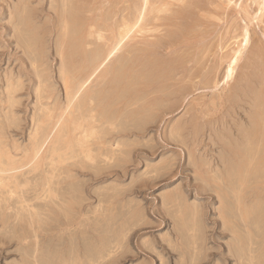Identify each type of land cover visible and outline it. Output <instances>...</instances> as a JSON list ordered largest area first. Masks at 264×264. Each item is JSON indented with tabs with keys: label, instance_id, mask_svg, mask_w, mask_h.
Segmentation results:
<instances>
[{
	"label": "rangeland",
	"instance_id": "obj_1",
	"mask_svg": "<svg viewBox=\"0 0 264 264\" xmlns=\"http://www.w3.org/2000/svg\"><path fill=\"white\" fill-rule=\"evenodd\" d=\"M262 3L0 0V264H264Z\"/></svg>",
	"mask_w": 264,
	"mask_h": 264
},
{
	"label": "bare ground",
	"instance_id": "obj_2",
	"mask_svg": "<svg viewBox=\"0 0 264 264\" xmlns=\"http://www.w3.org/2000/svg\"><path fill=\"white\" fill-rule=\"evenodd\" d=\"M20 1V0H19ZM258 1V0H257ZM260 1V0H259ZM263 3H264V0H263ZM263 3L261 4L262 6H263ZM16 7V6H15ZM73 7V6H72ZM261 7V6H260ZM18 15V14H17ZM67 15V14H66ZM18 17V16H17ZM62 19V18H61ZM71 19V18H70ZM68 21V20H67ZM73 22V21H72ZM77 22V21H76ZM75 23V22H74ZM68 24V23H67ZM36 28V27H35ZM180 28V27H179ZM22 29V28H21ZM170 30H172V29H170ZM29 31V30H28ZM31 31V30H30ZM71 36V35H70ZM125 36V35H124ZM126 36H127V34H126ZM125 36V37H126ZM125 37H124V39H125ZM128 37V36H127ZM129 37H130V35H129ZM133 37V36H132ZM123 38V37H122ZM121 39V38H120ZM249 41H250V33H249V31L247 30L246 32H245V43L246 44H248L249 43ZM119 43L120 42H122V41H118ZM130 42V41H129ZM119 43H117V44H119ZM160 43V42H159ZM89 44V43H88ZM92 44V43H91ZM116 45V44H115ZM121 45V44H120ZM119 45V46H120ZM155 45V44H154ZM88 46V45H87ZM119 46L117 47L118 49H119ZM245 47H246V45H245ZM34 48V47H33ZM87 48V47H86ZM140 48V47H139ZM95 49V48H94ZM103 49V48H102ZM101 49V50H102ZM155 49V48H154ZM136 51H137V49H135ZM139 50V49H138ZM140 50H141V48H140ZM135 51V52H136ZM77 52V51H76ZM88 52V51H87ZM110 52H117V54H118V52H120V51H114V50H112V51H110ZM108 53V60H110L111 61V59H110V57H112V55H113V58H114V53ZM132 52V51H131ZM105 53H106V50H105ZM141 53V52H140ZM93 54V53H92ZM102 54V53H101ZM116 54V53H115ZM138 54V53H137ZM88 55H90V54H88ZM242 55H243V49L242 48H239V50L238 51H236L235 52V54L233 55V57L230 59V62H229V64H228V66H227V68H226V73H225V80H224V83L227 85L230 81H232L233 79H234V77H235V74H236V68H237V65H238V63H239V61H240V59H241V57H242ZM93 56V55H92ZM99 56H100V54H99ZM127 56H129V55H127ZM126 56V57H127ZM97 57V56H96ZM96 57H95V59H96ZM115 57H116V55H115ZM98 58V57H97ZM106 58V57H105ZM112 58V59H113ZM123 58V57H122ZM130 59V58H129ZM107 60V59H106ZM106 60H104L105 62V65H106V63H107V61ZM125 60V59H124ZM124 60H123V64H124ZM149 60V59H148ZM92 61H93V59H92ZM138 61V60H137ZM154 61V60H153ZM122 62V61H121ZM151 62V61H150ZM234 62V63H233ZM104 63H102V65L104 64ZM128 63V62H127ZM101 64V63H100ZM130 64V63H129ZM91 65V64H90ZM120 65H122V64H120ZM119 65V66H120ZM125 65V64H124ZM124 65L122 66V69H123V67H124ZM127 65V64H126ZM81 66V65H80ZM117 67V72H119L120 73V70L122 71V69L120 68V67ZM142 66V65H141ZM97 67V66H96ZM99 67H100V65H99ZM138 67H140V66H138ZM76 68V67H75ZM93 68V67H92ZM80 69V68H79ZM115 69V68H114ZM229 69H231V72H229ZM98 71H99V69H98ZM130 71H131V69H130ZM144 71V70H143ZM142 71V72H143ZM147 71V70H146ZM129 72V71H128ZM162 72V71H161ZM95 73H97V72H95ZM107 73V72H106ZM118 73V75L120 76V74ZM130 73V72H129ZM152 73V72H151ZM150 73V74H151ZM158 73V72H157ZM160 74V73H159ZM104 75V74H103ZM156 75H158V74H155V76ZM76 76V75H75ZM80 76V75H79ZM125 76V75H124ZM148 76V75H147ZM122 77V76H121ZM64 78V77H63ZM102 78V77H101ZM116 78V77H115ZM130 78V77H129ZM139 78V77H138ZM152 78V77H151ZM67 79V78H66ZM74 79V78H73ZM145 79H146V77H145ZM154 79V78H153ZM107 80V79H106ZM103 81H104V79H103ZM154 81V80H153ZM87 82H88V80H87ZM112 82V81H111ZM125 82V81H124ZM145 82V81H144ZM150 81H148L147 83H149ZM159 82V81H158ZM167 82V81H166ZM170 82V81H169ZM146 83V82H145ZM146 83V84H147ZM151 83V82H150ZM86 84V83H85ZM116 84V83H115ZM140 84V83H139ZM102 85H104V84H102ZM133 85H135V84H133ZM143 85H144V83H143ZM47 86H49V85H47ZM85 86V85H84ZM83 86V87H84ZM138 86V85H137ZM126 87V86H125ZM125 87H124V89L123 90H125ZM92 88V87H91ZM127 88V87H126ZM130 88V87H129ZM133 88V87H132ZM172 88V87H171ZM82 89V88H81ZM115 89V88H114ZM112 90V89H111ZM127 90V89H126ZM159 90V89H158ZM92 91V90H91ZM109 93H110V91H108ZM112 92H114V91H112ZM157 92V91H156ZM165 92V91H164ZM178 93V92H177ZM79 94V93H78ZM77 94V95H78ZM129 94V93H128ZM145 94H147V93H145ZM169 94V93H168ZM173 94V93H172ZM76 95V96H77ZM98 95V94H97ZM109 95V94H108ZM121 95V94H120ZM119 95V96H120ZM230 95V94H229ZM93 96V95H92ZM110 96H112V95H110ZM175 96V95H174ZM105 97H106V95H105ZM121 97V96H120ZM169 97V96H168ZM93 98H94V96H93ZM111 98V97H110ZM123 98V97H122ZM126 98V97H125ZM91 99V98H90ZM107 99V98H106ZM145 99V98H144ZM229 99V98H228ZM95 100V99H94ZM104 100V99H103ZM118 100V99H117ZM120 100H122V99H120ZM113 101V100H112ZM115 101V100H114ZM131 101V100H130ZM135 101V100H134ZM137 101V100H136ZM120 102V101H119ZM113 103V102H112ZM115 103H116V101H115ZM155 103V102H154ZM164 103V102H163ZM71 104H72V102H71ZM134 104V103H133ZM70 105V104H69ZM105 105H106V103H105ZM167 105V104H166ZM170 106V105H169ZM99 107V106H98ZM102 107V106H101ZM127 107V106H126ZM125 107V108H126ZM150 107V106H149ZM105 109V108H104ZM155 109H157V108H155ZM103 110V109H102ZM117 110V109H116ZM162 110V109H161ZM95 111H96V109H95ZM118 111V110H117ZM103 112V111H102ZM139 113V112H138ZM46 114V113H45ZM145 114V113H144ZM153 114V113H152ZM151 114V115H152ZM138 115V114H137ZM143 115V114H142ZM259 115V114H258ZM140 116V115H139ZM144 117V116H143ZM159 117V116H158ZM45 118V117H44ZM46 119V118H45ZM261 119V118H260ZM144 121V120H143ZM152 121V120H151ZM48 122V121H47ZM144 122H146V121H144ZM156 122V121H155ZM109 124V123H108ZM145 124V123H144ZM149 124H150V122H149ZM251 126V125H250ZM144 127V126H143ZM254 127V126H253ZM125 129V128H124ZM263 130V129H262ZM246 132V131H245ZM260 132V131H259ZM110 133V132H109ZM250 135V134H249ZM103 137V136H102ZM247 137V136H246ZM248 138V137H247ZM253 138V137H252ZM250 140H251V138H250ZM255 140V139H254ZM258 141V140H257ZM264 142V141H263ZM221 143V142H220ZM242 144V143H241ZM233 145H235V144H233ZM238 145V144H237ZM251 146V145H250ZM233 148H235L234 146H233ZM240 148H241V146H240ZM256 148V147H255ZM236 150V149H235ZM238 150V149H237ZM52 151V150H51ZM236 152V151H235ZM243 155H245V154H243ZM237 156V155H236ZM229 157V156H228ZM230 158V157H229ZM246 163V162H245ZM229 164V163H228ZM245 166V165H244ZM5 168V167H4ZM8 168H10V167H8ZM14 168V167H13ZM12 169V168H11ZM204 171H205V169H204ZM208 171H209V169H208ZM248 171V170H247ZM203 172V171H202ZM6 176V175H5ZM4 176V177H5ZM222 176V175H221ZM228 176V175H227ZM12 180H14V179H12ZM245 181V180H244ZM1 183V182H0ZM12 183V182H11ZM14 183H16L15 182V180H14ZM243 184V183H242ZM242 186V185H241ZM258 189V188H257ZM259 190V189H258ZM263 191V190H262ZM264 192V191H263ZM242 194V193H241ZM244 198V197H243ZM230 200V199H229ZM240 206V205H239ZM264 218V217H263Z\"/></svg>",
	"mask_w": 264,
	"mask_h": 264
},
{
	"label": "snow or ice",
	"instance_id": "obj_3",
	"mask_svg": "<svg viewBox=\"0 0 264 264\" xmlns=\"http://www.w3.org/2000/svg\"><path fill=\"white\" fill-rule=\"evenodd\" d=\"M234 63V62H233ZM229 72H231V69H229Z\"/></svg>",
	"mask_w": 264,
	"mask_h": 264
}]
</instances>
